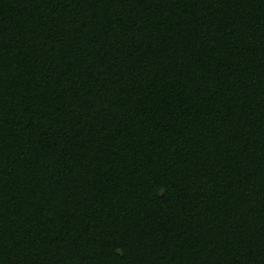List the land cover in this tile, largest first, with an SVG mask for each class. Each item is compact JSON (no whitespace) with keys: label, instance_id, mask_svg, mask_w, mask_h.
Masks as SVG:
<instances>
[{"label":"trees","instance_id":"1","mask_svg":"<svg viewBox=\"0 0 264 264\" xmlns=\"http://www.w3.org/2000/svg\"><path fill=\"white\" fill-rule=\"evenodd\" d=\"M0 264H264V0H0Z\"/></svg>","mask_w":264,"mask_h":264}]
</instances>
